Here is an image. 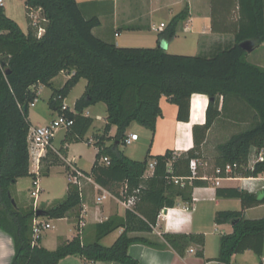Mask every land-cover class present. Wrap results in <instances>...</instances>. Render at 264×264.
I'll return each instance as SVG.
<instances>
[{
	"label": "trees",
	"instance_id": "obj_1",
	"mask_svg": "<svg viewBox=\"0 0 264 264\" xmlns=\"http://www.w3.org/2000/svg\"><path fill=\"white\" fill-rule=\"evenodd\" d=\"M24 1L28 13L40 10L44 30L40 37L29 18L30 26L24 33L5 16L3 6H0V230L13 243L14 255L10 264H58L67 256H80L89 262L138 264L127 252L132 244L170 248L179 257L194 244L199 247L196 254L202 257L204 236L201 234L162 233L161 244L131 234L152 233L158 215L164 209L174 208L177 198L189 205L194 187L208 183V179L227 178L224 172L215 174L216 169L223 170L226 165L236 164L238 167L230 178L264 175V68L248 62L247 52L239 46L250 41L255 50L264 44V0H226L227 3L210 7L211 32L229 34L232 41L212 50L210 56L193 57L170 55L158 46L120 48L104 42L92 33L100 25L99 18L85 19L76 0ZM216 5H221V9L214 10ZM188 13L185 6L170 19L157 36L158 44H168L175 39ZM62 72L72 75L61 88L52 89L51 81ZM80 80L87 83L84 94L75 101L73 110L63 109L65 99ZM39 86L52 89L48 109L73 120L58 150L63 157L66 145L81 142L92 126L93 120L85 116L84 111L97 104L105 105V124L102 134L95 135L93 144L97 152L89 176L117 199H123L120 192L125 191L124 197L133 195L135 202L131 209L125 210L123 217L112 216L96 224L92 243L83 242L79 231L70 241L60 242L52 251L40 246L42 237L37 239L35 246L32 245L31 221L37 212L57 220L80 211L82 203L78 190L70 183L65 200L45 211L18 209L10 195V187L18 179L36 178L29 171L27 137L31 126L29 107L36 100ZM194 94L212 100L206 108L202 138L219 116L216 107L219 97L242 101L252 111L251 125L218 145V155L212 164L202 161L193 150L182 157H173L172 151L159 156L147 154L142 161H133L123 155L119 147L130 124H139L153 135L156 121L161 116L159 103L162 97L177 107V121L188 122L190 99ZM194 98L197 100L198 97ZM197 105L194 101V112ZM112 128L116 133L109 137ZM106 142L111 143L106 146ZM252 151L260 153L262 160L257 158L249 168ZM59 155L48 149L41 160L45 171L42 165L40 174H47L49 167L61 164ZM103 158L107 159V164L102 162ZM149 159L155 161V166L152 175L144 180ZM191 160L198 163L195 177L186 181L183 188H176L169 180L191 177ZM210 172L213 176L202 180L203 175H210ZM222 191L239 199L242 210L264 205V190L257 194L240 189ZM241 217L242 212L233 211L215 215L217 225L233 223L232 233L220 237L218 264H230L233 255L247 250L262 256L264 217L253 221ZM117 229L122 232L111 246L99 244L102 238Z\"/></svg>",
	"mask_w": 264,
	"mask_h": 264
},
{
	"label": "crops",
	"instance_id": "obj_2",
	"mask_svg": "<svg viewBox=\"0 0 264 264\" xmlns=\"http://www.w3.org/2000/svg\"><path fill=\"white\" fill-rule=\"evenodd\" d=\"M76 1L85 19H89L93 16H97L99 18L100 25L92 30L93 35L104 42L113 43L120 48H154L158 46V34L165 28L170 19L177 13H179L185 6H187L189 9L188 17L182 24L177 34L182 33L184 35H187L188 39L192 43L191 47L193 49L201 47L202 49H206L209 51L214 50L218 47L225 46L229 43L225 41L227 39L226 35L213 34L210 30V27L208 25L210 15V6L208 0H139L141 2V5L136 4V7L132 5L133 3H131V0H84L81 5L79 4L78 0ZM161 24H164V28L162 29L160 28ZM177 37L178 35H176L175 39ZM228 41L230 40L228 39ZM169 45L170 43L167 44V48ZM262 47L264 48V44L262 45ZM258 66L264 68V66L262 65ZM71 75V72H62L56 77L62 78L60 88L64 85V83L69 79ZM53 81L54 79L51 81V85ZM86 84L87 83L85 80H80L79 83L72 89L73 91L75 88L79 86L81 87V93L79 97L75 99V101L84 94ZM40 87L41 86L36 89L37 92ZM194 97H198L197 100H194ZM194 101H196V103L198 104V109L195 112L193 111ZM208 102L209 99L205 95H192L190 99L188 122H179L176 119L177 107L169 103L165 97H162L159 103L161 116L156 121L155 132L153 135H151V141L145 153V157L147 154L149 156L163 155L166 151H172L175 156L182 157L188 151L193 150L196 154H199L202 161H206L212 164L218 155L217 146L227 141L232 135L240 132L241 127L248 128L251 125L253 114L250 110H247V108L239 104L236 100H226L222 97H219L217 99L216 106L219 116L213 122L212 126L206 131L205 137L202 138V127L204 126L206 121V108L208 106ZM98 106L99 104L87 108L84 111V115L91 118L93 121L101 119L105 124L106 108H102V110L100 111V117L98 113H96L97 109H99L97 108ZM70 110H73V108ZM51 113L53 112L51 111ZM28 120L31 125L30 129L34 128L32 127L31 121L29 119V113ZM132 124H130V126ZM129 127L127 129H129ZM113 131H116V129L112 128L110 130L109 137H113ZM130 134L131 133L127 132L126 130V136ZM95 135L99 134H94L93 138H91L94 142L96 140ZM138 142L139 137L135 142H132L131 144ZM110 143L111 142H106V146H108ZM155 143H159L160 147H158L155 153H152V146H154ZM70 145H66L65 148L67 149V151L64 157L59 155L58 153L60 146L58 148L53 147V141L50 150H53L54 153L59 155L62 164H66L68 163L67 156ZM251 154L252 155L250 157V162H254L261 156L260 153H255V151H252ZM75 162L76 160H74V162H71V165L76 166ZM153 163H155L154 160H148V166L143 177L144 180L152 175L154 168H149V164ZM42 165L43 164L41 162V168ZM51 167H49L48 173ZM208 176L211 177L213 175L210 172V175L204 174L203 178ZM261 176L264 177V175ZM215 179L216 178L208 179V183H205L204 185L199 187H194L192 190V201L189 205L177 198L175 200L174 208L167 209L166 214L162 212V214L160 213L158 215L156 224L152 227V233L131 234L132 237L145 238L151 242L158 244L162 243V233L196 235L201 234L204 236L202 257H199L196 254L199 250V247L194 244L186 249L183 257H179L170 248L155 249L143 244L130 245L127 251L128 255L131 258L135 259L138 264H218L216 259L219 253L220 237L232 233L233 223H226L222 225L215 224L214 218L216 213L225 211L242 212L241 218L243 220L253 221L264 217V205L254 206L242 210L241 201L239 199L229 197L228 195H231L232 193L222 190L240 189L245 190L250 194H257L260 191L248 188L244 189L243 186L239 187L235 184H231L240 181L238 180V177L230 179H220L218 181V185L215 184ZM175 187L180 188L177 185H175ZM217 191H219V194H217ZM108 200L110 202L108 205H105V201L100 205L95 204V201L93 205L89 203L84 205L82 204L79 211L82 213L81 217H78V215H76L77 212H73L67 216L73 219L72 221L76 229L75 234L70 239L59 238L53 249H47L44 247V238L42 237L40 246L49 251H52L60 242L70 241L76 236L79 231H81L82 233L81 238L83 242H94V226L96 224L101 223L112 216H116L119 218L124 216V212L126 209L118 203L117 198L112 193L106 201ZM116 202L118 203V206L120 205L124 210L120 215L117 213L118 206L116 205ZM226 203H231L232 207H223L220 210H211V214L213 213L214 228V232L211 235L212 238L217 235L216 244L211 247L209 246L206 239L209 234L204 231V220H195L196 213L199 209L200 204H213L215 208H220L221 205H224ZM96 207L97 209H94ZM80 224H83V226L80 227ZM121 232L122 229L115 230L114 232L102 238L99 241V244L103 247L111 246L119 237ZM111 236L113 237L108 241V243L104 244L103 242ZM211 252H214V255H211ZM246 253L254 254L251 250H247L242 254L233 255L230 264H239L236 260L237 257H242ZM263 253L264 236L262 255ZM13 255L14 247L11 238L0 230V264H10ZM261 260L262 264H264V259L262 258ZM58 264L118 263L89 262L81 258L80 256H67L61 259Z\"/></svg>",
	"mask_w": 264,
	"mask_h": 264
},
{
	"label": "rangeland",
	"instance_id": "obj_3",
	"mask_svg": "<svg viewBox=\"0 0 264 264\" xmlns=\"http://www.w3.org/2000/svg\"><path fill=\"white\" fill-rule=\"evenodd\" d=\"M84 0H78L79 4L81 5ZM132 5L136 7V4H140L141 2L139 0H131ZM209 6L212 7L214 4H223L227 3L225 0L222 2V0H208ZM3 10L4 14L7 18L13 20L19 28L26 33L29 28V13L25 8V1L24 0H3ZM220 5V6H221ZM220 6L215 7L214 10L221 9ZM214 8V7H213ZM210 9V8H209ZM34 15L37 17V13H34ZM34 18V20L36 19ZM30 21H33L32 19ZM213 22V19L211 17V12L209 15V21L208 25L211 27V24ZM219 22V21H218ZM158 23V19H157ZM42 22L39 23L37 26L42 27ZM35 26L34 28H37ZM178 37L175 40H172L170 42V45L167 49H165L167 54L170 55H180V56H210L212 50H206L202 49L201 47H198L197 49H193L191 41L188 39L187 35H184L182 33L177 34ZM227 42L232 41L231 35H226ZM228 39L230 41H228ZM224 47V46H222ZM246 59L248 62L255 64V65H262L264 66V48L258 47L253 52L247 53ZM62 82V78H55L52 83V89H59ZM81 87L75 88L66 98L64 101L67 106H69L70 109L73 108V104L76 98L79 97L81 93ZM52 89L47 86H41L40 89L37 92V97L34 103L29 107V119L31 121L32 127H42L47 125L50 120L53 118H56L57 115L55 113H51V111L48 109V98L52 93ZM236 101L247 108V110H250L242 101L239 99H236ZM105 106L103 104H99L97 108L98 115L100 116L102 108ZM252 112V111H251ZM101 117V116H100ZM104 121L103 120H94L92 126L84 136L83 140L78 143H73L69 146L68 149V156L67 160L68 163L66 164H58L50 168V171L48 174H40V176L37 177L38 184L40 191L37 194V198L34 199L31 196V193L35 190V186H33V181L35 178L33 177H27V178H21L18 179L16 184L10 187V195L12 199L14 200L16 206L18 209L22 210H29L37 208V210H49L56 205H58L60 202L64 201L66 198V191H67V185L69 183L68 180V173L71 171L72 167H76L83 173H90V169L92 167L93 161L95 159V154L97 152V147L89 143V140L93 138L94 134H102ZM247 127H241L240 132L243 130H246ZM65 130H59L53 139V147L58 148L61 144V141L63 140L65 136ZM114 132V133H113ZM112 135L114 136L116 131H113ZM127 132L131 134H136L139 137L138 143H133L131 145L124 146L123 144L120 145L119 149L123 153V155L129 159L135 160V161H142L145 158V153L149 147L150 141H151V133H149V130H147L145 127L139 125V124H132L129 129H127ZM158 142V141H157ZM153 149L151 150L152 153H155V151L160 147L159 143H155L154 146H152ZM50 150V149H49ZM53 152V150H50ZM54 153V152H53ZM254 157V155H253ZM76 160V166L71 165V162H74ZM253 163V162H252ZM43 172L45 171V164L43 163ZM68 165V166H67ZM69 167V168H68ZM32 169V166H29V170ZM68 169V170H67ZM231 184H235L239 187H242V182L237 181ZM259 185V182H256L252 185H249V188L252 190H257ZM83 200L82 204H94V198H95V189L94 185L90 182H86L83 186ZM110 202L105 201V205H108ZM116 205L118 206V203L116 202ZM36 206V207H35ZM223 207H229L231 208V203H226L224 205H221L220 208H215L213 204L206 205L203 204L199 206V209L196 213L195 220H204V231L209 234L206 238L208 241L209 246H214L216 244V238H212L214 228H213V213L211 214V210H220ZM94 209H97L94 208ZM102 209V208H101ZM123 208L119 205L117 208V213L120 215L123 213ZM81 212H77L76 215L78 217H81ZM76 219V218H75ZM40 220L44 223H49L51 226L50 229H47L43 232L42 237L44 238V247L47 249H53L56 245V242L59 238L62 239H70L76 232L75 226L73 224V219L66 217L63 219H49L47 217H40ZM84 220V219H82ZM206 234V235H207ZM113 236L109 237L106 241L103 243L106 244ZM211 255H214V252H211ZM264 259V253L261 257H258L252 253H246L242 257H237V262L239 264H262V260Z\"/></svg>",
	"mask_w": 264,
	"mask_h": 264
},
{
	"label": "built area",
	"instance_id": "obj_4",
	"mask_svg": "<svg viewBox=\"0 0 264 264\" xmlns=\"http://www.w3.org/2000/svg\"><path fill=\"white\" fill-rule=\"evenodd\" d=\"M3 0H0V6H3ZM34 13H37V17L34 15ZM36 19L34 20V18ZM31 25L33 27L39 25L40 22L43 21V19L40 16V10H31L29 11V17ZM160 28H164V24L160 25ZM44 30L41 26H37V37H40L43 34ZM66 105L64 104L63 109H66ZM73 125V120L65 118L63 115H57L56 118L52 119L47 125L42 127H34L31 128L28 132L27 142H28V156H29V166H32L31 171L32 174L36 176L35 180L33 181V186H35V190L31 193V196L36 199L37 194L40 191L38 179L37 177L40 176V168H41V160L45 157L46 152L48 149L52 146V141L54 139L55 134L59 130H67ZM138 139V136L136 134H130L124 138L122 141V144L124 146L130 145L132 142H135ZM89 143H94L93 139L89 140ZM173 157L175 155L173 154ZM258 160H262L261 156L258 158ZM256 161V160H255ZM255 161L252 163L249 160V168H252ZM102 162L108 163L106 158L102 159ZM169 164L167 167L169 168ZM197 161L191 160L189 163V168L191 170L192 176L189 178H177L173 177L169 181L173 183L174 185L179 186L180 188H183L186 181H191L195 177V172L197 168ZM155 163L149 164V168H154ZM205 166V165H204ZM238 166L236 164L234 165H226L224 169H216L215 174H220L224 172L225 175H227V178L230 179L229 175L237 168ZM204 180H207L206 177L202 178ZM221 178L215 179V184L218 185V181ZM68 180L69 183L72 186H75L79 193L80 201L83 200V186L86 184V182H90L94 185V189L96 190V196L94 198L95 204L100 205L104 201H106L110 194L106 192L105 190L101 189L98 185H96L92 178L87 173H83L79 169L72 167L70 173L68 174ZM238 180L242 182L243 188H249V185H252L255 182H259L257 190L262 191L264 190V177L261 175L256 178H244V177H238ZM125 191L120 192V195L123 199H117L118 203L124 207L125 209H130L135 202V196H129L124 197ZM36 207V206H35ZM36 211L37 208H34ZM163 210L161 211L162 214ZM83 224H80V227H82ZM51 226L49 223H44L40 220V217H37L36 215L32 218L31 221V235H32V245L35 246L37 244V239L42 237V234L45 230L50 229ZM81 232V231H80Z\"/></svg>",
	"mask_w": 264,
	"mask_h": 264
},
{
	"label": "water",
	"instance_id": "obj_5",
	"mask_svg": "<svg viewBox=\"0 0 264 264\" xmlns=\"http://www.w3.org/2000/svg\"><path fill=\"white\" fill-rule=\"evenodd\" d=\"M239 46H240V48H241L242 50H244V51L247 52V53H251V52L254 51V45H253V43L250 42V41L242 42V43L239 44ZM158 47H159L160 49L165 50V49H167V44H166V43H160V44L158 45ZM209 101H212V100L210 99ZM166 212H167V209H164V210H163V213L166 214ZM35 215H36L37 217H43V212H37Z\"/></svg>",
	"mask_w": 264,
	"mask_h": 264
}]
</instances>
